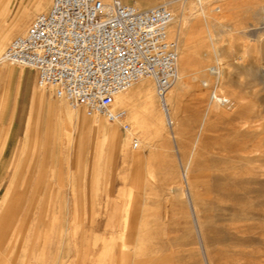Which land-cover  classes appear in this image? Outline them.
Returning a JSON list of instances; mask_svg holds the SVG:
<instances>
[{
    "label": "rangeland",
    "instance_id": "obj_1",
    "mask_svg": "<svg viewBox=\"0 0 264 264\" xmlns=\"http://www.w3.org/2000/svg\"><path fill=\"white\" fill-rule=\"evenodd\" d=\"M51 2L0 0V36L10 32L0 49V121L7 111L11 120L22 91L15 122L19 127L16 137L21 138L0 189V264H102L103 258V264L116 263L118 256L114 258L110 249L104 251L98 245L113 234L104 233V225L113 216L117 224H125L131 217V225L138 226L135 248L133 243L123 247L122 240H117L122 257L119 264H134L140 256L144 258L141 264H264V0L203 2L228 79L220 93L231 103L222 106L211 101L212 86L202 81L213 77L208 72L218 59L208 22L201 15L202 6L197 0H156L157 5L167 2L174 11L170 31L179 38V67L186 83L171 106L172 124L165 118L153 80L148 109L130 87L117 102L118 107L128 110L125 122L132 127L130 132L120 123L73 109L64 99L55 97L51 89L39 86L32 69L1 61L12 39L25 34ZM24 12L29 17L17 29L19 15ZM188 21L198 23L193 33L186 31ZM198 71L205 75L195 80ZM176 82L169 94L176 84L179 86ZM54 102L58 107L62 103L61 109L65 107L64 118L51 110ZM69 112L80 114L75 121L80 131L71 129ZM231 117L237 118L238 132L233 130ZM96 121L117 129L118 148L114 139L91 131ZM57 133L60 147L56 157L62 164L54 167L49 160ZM134 137L139 139L137 147ZM27 138L31 156L47 158L36 173H27L28 177L41 179L44 193L41 199H29V193L23 190L17 199L23 205L15 199L16 203L7 206L1 197ZM14 141L11 139L4 160ZM75 146L81 148L79 161L86 165L81 169L67 166V149ZM75 156L72 150L69 160ZM57 220L61 228L48 232ZM99 221L103 227L95 230ZM143 228L146 233L152 228L155 235L138 236ZM139 247H143L141 251ZM109 257L114 261L108 262Z\"/></svg>",
    "mask_w": 264,
    "mask_h": 264
},
{
    "label": "built area",
    "instance_id": "obj_2",
    "mask_svg": "<svg viewBox=\"0 0 264 264\" xmlns=\"http://www.w3.org/2000/svg\"><path fill=\"white\" fill-rule=\"evenodd\" d=\"M174 19L166 3L140 10L123 0H52L25 34L12 39L2 60L35 71L38 85L73 109L128 130V110L117 106V96L151 77L157 96L166 99L178 80ZM230 103L223 98L222 105Z\"/></svg>",
    "mask_w": 264,
    "mask_h": 264
},
{
    "label": "bare ground",
    "instance_id": "obj_3",
    "mask_svg": "<svg viewBox=\"0 0 264 264\" xmlns=\"http://www.w3.org/2000/svg\"><path fill=\"white\" fill-rule=\"evenodd\" d=\"M110 0H105V2H109ZM194 1V0H193ZM9 2V1H8ZM203 2L204 0H197V3L200 4L201 6L203 5ZM136 4H139L137 5V7H140V10H143V9H146V8H149V7H152V6H156V0H136L135 1ZM163 3H166L167 2H163ZM8 4V3H7ZM201 15L202 17H204V19L208 22V32H209V36H210V39L212 40L213 44H214V53L216 54L217 56V60H216V65L214 66H211L209 71L211 72H208L210 73L211 75H213V77H206L204 78L202 81L204 83V85L206 86H212V90H211V96H210V99L213 103H215L216 105L218 106H222V100L224 97H226L225 95H222L220 93V88L227 84L228 83V79L226 78L227 76L225 75V72L223 70V66H222V63L220 62V54H219V50L217 48V46H215V38L213 37L212 35V31H211V28H210V15H209V12L202 6V12H201ZM29 17V14L27 12H24L23 14H20L19 15V18L17 20V24H16V28L19 29L21 28L25 22L27 21ZM185 17V16H184ZM198 24V23H197ZM196 22H193L192 24L190 23L189 24V21L186 22V31L189 33H193L194 32V28L197 26ZM264 27V26H263ZM176 32H179V31H176ZM10 36V32H6L4 34H2L0 36V49L2 48V46L4 45V43L6 42V40L9 38ZM218 36V35H217ZM178 40L179 38L176 37ZM230 42V41H229ZM186 43V39H184V44ZM180 50V49H179ZM182 54V53H181ZM179 54V55H181ZM203 59L206 58V56L203 54ZM2 58H3V55L1 57V61H2ZM209 58V57H207ZM238 64V63H237ZM250 64V63H249ZM234 66V65H232ZM250 66V65H249ZM248 66V67H249ZM212 67H213V71H212ZM256 67V66H255ZM258 67V66H257ZM245 69V68H244ZM263 75H264V66H263ZM231 70V69H230ZM246 70V69H245ZM227 71V70H226ZM178 72H179V76H178V80L177 82L179 83L177 86L176 84V88L174 89L173 93L167 95L166 99H160V104L162 105L163 103V112H164V115H165V118L167 119V121H169V123H173L172 121V116H171V106L172 104L175 102L176 103V100L180 97V91L182 90V85L183 83H186V80H184V71L182 70L181 67H179L178 65ZM248 72V71H247ZM255 72V71H254ZM253 72V73H254ZM209 74V75H210ZM205 75V73H202L201 71H198L194 76L193 78L195 80L199 79L201 76ZM260 76V75H259ZM261 77V76H260ZM152 78L151 77H145V78H142L140 79L138 82H136L135 84H133L131 87V92L137 96L136 99H138L139 101H143L146 105V109L149 108L150 106V95L152 96V92H150V90H152L153 86H152ZM154 81V80H153ZM176 82V83H177ZM185 85V84H184ZM211 88V87H210ZM130 89V88H129ZM129 89L121 92L118 96H117V100L119 99H122V97H124V94L127 93L129 91ZM197 91L199 93H201V88L199 86L196 87ZM198 93V94H199ZM133 97V96H132ZM134 98V97H133ZM126 101V100H125ZM129 100H127L126 102H128ZM210 101V102H211ZM132 102H133V99H132ZM129 103V102H128ZM58 103L54 102V104L51 106V110L54 109V111L56 112V114L59 116V118H64L65 114H64V110L65 107L62 108V103H60V106L61 107H58L57 106ZM64 106V105H63ZM133 106V105H132ZM160 106V105H159ZM128 107V105H127ZM137 108V106H135V109ZM80 110V109H78ZM82 110V109H81ZM162 110V109H161ZM83 111V110H82ZM136 112L138 113V111L136 110ZM151 113V112H150ZM141 114V113H140ZM152 114V113H151ZM68 115L70 116V119L72 120V124H71V129H75V131H80L81 129H77V125H75V121H78L79 117H80V114L77 113L76 114H71L70 112L68 113ZM129 115V113H128ZM127 115V118H126V121L128 120V116ZM153 115V114H152ZM209 116V115H208ZM142 117V115L140 116ZM208 119V118H205V120ZM142 120V119H141ZM231 120L230 121L233 125V130L238 132L237 130V127L239 126L235 120H237L236 117H231ZM152 121H154V115L152 117ZM246 121V120H244ZM243 121V122H244ZM135 122V121H134ZM144 122V121H143ZM116 123H120L122 124V122H116ZM138 123V122H137ZM230 123V124H231ZM239 123V122H238ZM69 124V123H68ZM129 124V123H128ZM155 124V123H153ZM170 124V125H171ZM241 124V123H240ZM65 125V124H64ZM100 122L96 121V123H93L92 126H91V131H93L94 134H96L97 132L99 133H102L104 135L105 138H112L114 139V145L116 148L119 147V138H118V131L117 129H111L108 125H101ZM130 125V124H129ZM158 125V124H157ZM155 126V125H154ZM76 127V128H75ZM145 127V126H144ZM132 127L130 126V128L128 129V131L130 132L132 129ZM139 128V127H138ZM62 130V129H61ZM246 130V129H245ZM249 130V129H248ZM244 131V130H243ZM242 131V132H243ZM246 132V131H245ZM244 132V133H245ZM29 133V132H28ZM235 133V132H234ZM241 134V133H240ZM239 136V135H238ZM55 137V136H54ZM72 137V136H71ZM204 137V136H203ZM238 138V137H236ZM58 133L54 139L56 145H55V149L53 150L52 154H51V159L49 160L51 165L55 167L56 164H58V166H61L62 162L59 160V158L56 157V154H57V149L60 147V143L58 142ZM138 141V145H139V139L137 137H134L133 138V144H134V141ZM237 141V140H236ZM201 142V141H200ZM29 146H30V139L27 138V143L25 145V148L22 152V155L20 157V159L18 160L17 162V165L14 169V172L12 174V176L10 177V181L8 183V186L6 188V191L3 192L2 194V197L1 199H3V203L7 204V206L9 205V203H13L15 202L17 199H19V195L18 194H21L23 192V190H26V192L29 193V199H41V197L43 196V193H44V187H42V184L40 183L41 182V179L39 177H34V176H31V177H28L27 176V173H36L38 170L37 168H40L42 165H45V163H47V158H44V160H41L38 155L36 154H33L31 156L30 154V151H29ZM32 147V145H31ZM241 148V145L239 146ZM74 151L75 152V157L73 160H69V156L71 155V151ZM67 154H68V157H67V166L68 167H78V168H83V167H86L85 163L81 164V162L79 161V157H80V153H81V148L78 147V146H75L74 148L70 149L68 148L67 149ZM34 153H37V148L35 149V152ZM36 155V156H35ZM72 164V165H71ZM59 168V167H58ZM188 169H189V166L188 164L186 165L185 167V178L188 182ZM85 170V168H84ZM70 171V170H69ZM6 173L4 174L3 178L6 177ZM69 177V176H68ZM189 185V184H188ZM2 187V181L0 183V189ZM183 188V187H182ZM16 199V200H15ZM19 200H17L18 202ZM20 203L23 202V201H19ZM102 202V201H101ZM133 202V201H131ZM16 203V202H15ZM31 203V201H30ZM36 203V202H35ZM146 203V202H145ZM22 204V203H21ZM20 204V205H21ZM34 204V203H33ZM142 204V203H141ZM19 206V204H17ZM23 205V204H22ZM127 206V205H126ZM21 209H23L22 206H20ZM41 207V206H40ZM92 207V206H91ZM122 207V206H121ZM3 208V207H2ZM37 208V207H36ZM35 208V209H36ZM193 208V207H192ZM33 209V208H32ZM194 209H195V206H194ZM130 210V209H129ZM34 211V210H33ZM32 211V212H33ZM25 212V211H24ZM31 212V211H30ZM31 212V213H32ZM143 213V212H142ZM249 213V212H248ZM247 213V214H248ZM112 214V213H111ZM15 215V214H14ZM34 215V214H33ZM117 215V214H116ZM144 215V213H143ZM111 216V215H110ZM120 216V214H119ZM126 216V215H125ZM264 218V213L262 215ZM121 217V216H120ZM42 218V217H41ZM40 218V219H41ZM119 218V217H118ZM135 218V217H134ZM29 219V218H28ZM112 220L109 221V223L105 222L106 223V226L104 225V233H108V232H111L113 234H111L110 238L106 240V238H104L102 240L101 243H99L98 245H100V247L105 251L107 249H110L112 252V256H114V258L116 256H118V258L122 261V257H120V251L118 252L119 250V247H120V244L117 243V240H122V243H123V247L124 246H128L129 244L127 243H133V247L132 248H135V244L133 242V239H134V236L136 233V226L135 225H131V222H134V220L129 217V219H125L126 220V223L122 224L120 222V224H117L116 223V219L115 217L113 216L111 218ZM120 219V218H119ZM123 219V217H122ZM101 220V219H100ZM108 220V219H107ZM124 220V219H123ZM124 220V221H125ZM24 221V220H23ZM34 221V220H33ZM123 222V221H122ZM129 222V223H128ZM197 222H198V219H197ZM24 223V222H23ZM16 224V222H15ZM101 221H99L95 227V230H100L103 226L101 225ZM129 224V225H128ZM199 224V223H198ZM55 225V226H54ZM54 225H51L50 227V230L48 232H52L54 230V228H61V224L58 223V220L55 222ZM48 226V225H47ZM199 226V225H198ZM2 227V225H0V228ZM26 227V226H25ZM141 227H144L143 224ZM15 228V227H14ZM109 228V229H108ZM146 228V226H145ZM145 228H143L144 230L142 231H138L139 232V235L138 236H148V237H152L153 235H155L154 233V230H152V228L150 229L149 231V228L147 230V233L145 232ZM5 229V228H4ZM17 229V228H16ZM39 229V228H38ZM49 229V227H48ZM111 229V231H110ZM147 229V228H146ZM47 231V230H46ZM145 232L146 234L148 235H145V233L143 234L142 232ZM61 232V230H60ZM76 232V231H75ZM117 233V237L115 236V234ZM141 233V234H140ZM76 234V233H75ZM101 239V238H100ZM101 241V240H100ZM155 241V240H154ZM152 243V242H151ZM132 245V244H131ZM129 247V246H128ZM131 247V246H130ZM99 248V247H98ZM143 247H139V251L142 250ZM122 249V248H121ZM128 250V249H127ZM135 250V254L137 253L136 251L138 250L137 248L134 249ZM155 250V249H154ZM97 251V250H96ZM153 252V251H152ZM106 253V252H104ZM123 254H125L124 250H123ZM122 254V256H123ZM133 254V253H132ZM153 254V253H152ZM105 255V254H103ZM137 255V254H136ZM133 256V255H132ZM135 256V255H134ZM151 258L152 255L150 254ZM59 257V256H58ZM103 257V256H101ZM110 258V257H109ZM150 258V257H149ZM64 259V258H63ZM102 259V258H101ZM99 259V260H101ZM111 259V258H110ZM107 260L108 262H113L114 260L111 259V260ZM55 260V259H54ZM113 260V261H112ZM120 260L117 261L116 263L113 262V264H119L120 263ZM144 258H142L140 256V258L137 259V261L134 263V264H141L143 262ZM150 260V259H149ZM105 258H103V263H104ZM102 263V264H103Z\"/></svg>",
    "mask_w": 264,
    "mask_h": 264
},
{
    "label": "crops",
    "instance_id": "obj_4",
    "mask_svg": "<svg viewBox=\"0 0 264 264\" xmlns=\"http://www.w3.org/2000/svg\"><path fill=\"white\" fill-rule=\"evenodd\" d=\"M21 93H22V91L19 92V99H18V102L16 103L15 109L13 110L14 112H13V117L11 118V120H10V118H8V117H10V115H9L10 113H9V111H7L6 115H4L3 119H1V121H0V154H2V157L0 160V183L2 181V186H3L5 180L8 176L10 169H11V163L13 162L16 151H17V142L21 138L20 136L16 137V135L18 134V131H19V127L15 126L16 117H17L18 112H19V102H20V98H22ZM34 96L35 95H32L30 109L32 107V102H33ZM29 113H30V110H29ZM29 113H28V117H29ZM28 117L26 120L24 131H25V128L27 125ZM24 131H23V134H24ZM13 138L15 141H14V145L12 147V150H11L10 154L7 156V158H5V160H4V157L7 153L8 147H9V143H10L11 139H13ZM2 150H3V152H2ZM5 173L7 176L3 178ZM42 233L43 232H40L39 235H41ZM0 262H1V259H0Z\"/></svg>",
    "mask_w": 264,
    "mask_h": 264
}]
</instances>
